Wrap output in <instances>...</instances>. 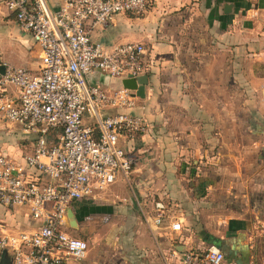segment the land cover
Listing matches in <instances>:
<instances>
[{
    "label": "crops",
    "instance_id": "0c3cea01",
    "mask_svg": "<svg viewBox=\"0 0 264 264\" xmlns=\"http://www.w3.org/2000/svg\"><path fill=\"white\" fill-rule=\"evenodd\" d=\"M91 38L144 45L147 83L133 112L146 128L124 143L139 161L129 184L118 179L74 203L78 227L68 232L89 221L94 247L65 264H180L183 250L210 243L223 264H264V0H153L140 15H115ZM34 45L0 7V62L35 71ZM34 137L0 122V150L21 164ZM130 183L133 197L123 192ZM146 200L168 204L162 224H146L136 204ZM174 221L180 230L170 228ZM39 224L26 208L0 204V236Z\"/></svg>",
    "mask_w": 264,
    "mask_h": 264
},
{
    "label": "built area",
    "instance_id": "2783aa9c",
    "mask_svg": "<svg viewBox=\"0 0 264 264\" xmlns=\"http://www.w3.org/2000/svg\"><path fill=\"white\" fill-rule=\"evenodd\" d=\"M152 1L58 0L51 7L46 0H0L39 49L35 71L0 62V122L35 135L22 164L0 150V204L24 207L40 221L31 231L0 236V248L10 251L9 264L81 260L87 242L68 232L67 209L101 195L118 179L130 181L138 157L124 143L143 132L146 122L133 112L134 90L121 81L146 73V50L139 42H94L91 33L115 15L142 14ZM92 73L109 76L118 86L97 81ZM50 130L58 131L55 142L47 139ZM136 204L146 224L152 217L158 226L168 216L161 200ZM170 228L181 227L174 221ZM179 260L223 264L224 254L210 243L183 250Z\"/></svg>",
    "mask_w": 264,
    "mask_h": 264
},
{
    "label": "water",
    "instance_id": "95a60500",
    "mask_svg": "<svg viewBox=\"0 0 264 264\" xmlns=\"http://www.w3.org/2000/svg\"><path fill=\"white\" fill-rule=\"evenodd\" d=\"M0 65V69H2ZM122 86L134 90V95L138 97L144 96V85L147 83V76L142 74L137 78H125L121 81ZM66 217L70 228L77 229V219L72 208H68L66 211ZM7 253L10 254L8 249H3V257L0 260V264H9L11 256L8 257Z\"/></svg>",
    "mask_w": 264,
    "mask_h": 264
},
{
    "label": "rangeland",
    "instance_id": "374dc122",
    "mask_svg": "<svg viewBox=\"0 0 264 264\" xmlns=\"http://www.w3.org/2000/svg\"><path fill=\"white\" fill-rule=\"evenodd\" d=\"M33 50H35L37 52L35 54L36 55L35 59L38 61L39 51H38V48L35 45L33 46ZM56 134L57 133H55L54 138L51 139V142H54L53 140L56 138ZM138 162L136 163V165L138 164ZM127 185H125V187L123 186V192H124V194H126L125 196H129L130 195L131 197H133V194H132L133 191H132L131 183H130V185H128V186ZM81 222H82V225L79 227V229H81V232H78V234H75L74 232H72V234L75 235V236H77V237H81V238L85 239L87 241V243H88V248H91V247L93 248L94 247V244L92 243L91 240H89V236H88V232H87L88 228H86L88 226H84V225H87V223L89 224V221L86 220V223L84 221H81ZM98 229H99V233L102 235V237H104V235H105V229L104 228H101V227L98 228ZM74 230H77V229H74Z\"/></svg>",
    "mask_w": 264,
    "mask_h": 264
},
{
    "label": "trees",
    "instance_id": "16d2710c",
    "mask_svg": "<svg viewBox=\"0 0 264 264\" xmlns=\"http://www.w3.org/2000/svg\"><path fill=\"white\" fill-rule=\"evenodd\" d=\"M58 131L57 130H50L48 133H47V139L51 142V139L54 138L55 136V133H57ZM55 142V139L53 140ZM134 152V151H133ZM168 206V204H166Z\"/></svg>",
    "mask_w": 264,
    "mask_h": 264
}]
</instances>
